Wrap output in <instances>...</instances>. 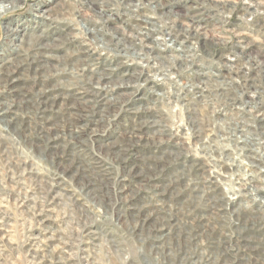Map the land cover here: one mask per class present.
Instances as JSON below:
<instances>
[{
  "label": "rangeland",
  "instance_id": "374dc122",
  "mask_svg": "<svg viewBox=\"0 0 264 264\" xmlns=\"http://www.w3.org/2000/svg\"><path fill=\"white\" fill-rule=\"evenodd\" d=\"M49 1L21 0L0 15V59L14 60L40 39L39 44H50L41 52L53 57L49 69L56 68L53 64L58 60L63 67L70 65L74 55L78 62L68 67V74L47 80H42V73L37 80L29 64L13 68L17 72L11 84L16 92L10 94L9 102L18 96L19 100L33 97L53 84L87 93L85 88L114 90L117 82L129 86L103 90L104 99L109 100L105 109H94L99 106L95 99L93 106H86L88 116L86 109L77 113L84 114L79 139L70 141L68 119L59 118L57 129L50 131L68 139L59 149L51 146L47 133L40 132L41 123L46 125L36 114L39 105L32 104L39 100L25 98L30 110L24 107L20 112L31 118H25L28 121L17 130L0 117V264H264V127L260 125L264 118V0H181L186 11L182 14L181 3L177 4L179 16L168 13L177 0L171 7L169 0L160 1L161 14L153 16L161 24L174 21L178 28L192 26L201 38L191 32L198 47L193 48L191 61L180 68H166L170 57L163 62L166 55L155 47L153 79L157 78L146 83L148 75L144 77L141 91L143 76L135 74L139 67L121 68L122 60L112 67L120 59L113 55L106 60L98 51L102 60L98 54L89 58L87 43L96 38L84 30L87 19L95 18L91 11L90 19L81 14V8L90 10L87 6L74 0ZM141 2L149 5V0ZM63 4L64 15L54 21L48 22L42 13L40 19L36 17L37 7L57 10ZM211 12H218V19L208 18L205 13ZM69 22L71 42L58 51L56 39L69 34L64 26ZM5 26L22 30V35L10 41ZM124 34L129 32L120 37ZM14 44L24 47L18 52ZM90 61L99 64L92 67ZM105 70L111 77L99 82L97 77ZM125 70L130 80L127 76L116 80ZM4 87L1 83L0 92L4 93ZM130 88L139 92L135 96L122 93ZM151 89L153 93L146 97L144 92ZM227 94L232 102L238 99L234 106L226 105L231 103L224 99ZM153 122L164 129L162 134L133 133ZM242 122L253 127H242ZM197 168L200 178L193 172ZM199 181L203 193L197 195L192 189Z\"/></svg>",
  "mask_w": 264,
  "mask_h": 264
},
{
  "label": "bare ground",
  "instance_id": "6f19581e",
  "mask_svg": "<svg viewBox=\"0 0 264 264\" xmlns=\"http://www.w3.org/2000/svg\"><path fill=\"white\" fill-rule=\"evenodd\" d=\"M21 0H3V2H0V15H2L4 12L8 11L11 7H16L18 6V4L20 3ZM138 2V4L134 3L135 0H74L73 3L76 4V2L81 3V5H83L84 7H88L91 11L94 13L93 17L94 20L89 21L87 19V26L85 27V32L89 34V36H91L90 34H92L96 39L93 38V40L96 41H89L87 43V53L89 54V58H95V55L98 54L97 51H93L95 50L94 48L100 47L101 49H103V51H105L108 54H112L115 55L116 58L120 59L123 61L124 66H121V68L123 67H131L133 66H137L140 69V72L135 73L140 74L143 76V74H145L147 71V69H153V50L155 49V47L157 48V44H161V42H153L151 41V38L153 39L154 35H159L161 36L160 39L165 41L166 39H170L171 42L175 43L177 45L176 49H170L177 51V54L170 57L169 58V64L166 65V68H170V69H174L176 67H179L181 65H187L190 61H191V53L193 54V48L194 47H198L197 41H193L192 39V35L191 32L197 34V37L201 38V36L199 35L200 32L199 30H194L192 28V26L185 28L184 25H182L181 28H178L176 23L174 21H169V23L163 25L161 24L156 17L153 16L157 15V14H161V11H159V8L162 7V4L160 1L162 0H149V5H145L146 3H142V0H136ZM167 1V0H166ZM173 1L176 0H169V2L171 4H169V6L171 7V5L174 3ZM71 2V1H70ZM71 4V3H70ZM96 5V7L94 6ZM99 5V6H98ZM98 6V7H97ZM81 7V6H80ZM86 7V8H87ZM153 7L156 9V11H153ZM164 7V6H163ZM38 8V7H37ZM61 8H65L64 4L63 6H59L58 9L56 10L55 7L54 8H47V10H41L40 15H42L44 18H46L49 22V19L51 21H54L55 19L59 18L60 15H64L63 12H61ZM164 9V8H163ZM72 10V8H71ZM63 11V10H62ZM74 12H77L76 9L74 10ZM79 12V11H78ZM154 12V13H153ZM193 12V11H192ZM66 13V12H65ZM69 14V13H68ZM67 14V15H68ZM197 14V13H195ZM66 15V16H67ZM77 15V14H76ZM119 15L121 17H123V19L125 21H127V26L129 28L128 32L129 34L127 35H122L120 37L119 31L116 32L114 30H109V31H105L107 28V25L109 24V22L113 19L114 16ZM72 16V15H71ZM79 16V15H78ZM98 18V20H97ZM63 19V18H62ZM66 19V18H65ZM73 19V18H72ZM45 21V20H44ZM74 22V21H73ZM76 22V21H75ZM46 23V22H45ZM70 23L69 24H65L64 26H67L68 30H69V34L65 35L66 37L64 38H58L56 40H58L57 42H59L60 44L57 46H54V49L57 48L58 51L60 48H63L62 46H64V44L69 41V44L71 42V27H70ZM77 24V22H76ZM51 25V24H50ZM73 25V24H72ZM74 26V25H73ZM89 26V27H88ZM165 27V28H164ZM98 28V29H97ZM192 28V29H191ZM179 29V30H178ZM200 29V28H199ZM262 29V28H261ZM57 30V29H56ZM80 31V29H79ZM5 32H6V37L10 38V41H12L13 39L16 40L18 38V35H22V30L19 29H14L11 27H7L5 26ZM67 32V31H66ZM75 32V31H74ZM82 32V31H81ZM52 33V32H51ZM98 33V35H97ZM49 34V33H48ZM74 35V34H73ZM68 36V38H67ZM22 37L25 38V35H23ZM48 37H50V34L48 35ZM12 38V39H11ZM74 38V37H73ZM72 38V40L74 41V39ZM203 38V37H202ZM26 39V38H25ZM24 39V40H25ZM38 43H34V45H31V47L27 48L24 52L21 51L22 47L24 46H20L21 44H14V46L16 47V51L21 53L14 58V60L12 58L6 59L3 57L2 59H0L1 62V71H0V84L3 83L5 85V89H4V93L0 92V117L2 119V121H5L8 124H12L13 126H15V129L17 130V128L19 127L20 124L27 122V119H30L31 116H27L25 117L24 115H26L25 113H21L20 111L24 109V107L27 110H30L29 105L27 104L28 101L26 99H31L34 100L36 99L39 100L38 103L34 102L32 104L34 105H39L38 109L36 110V114H39V118L43 121L44 120V125L43 126L41 123L40 126V132H42L45 136V133H47V136H45V138L47 137L48 141L50 144H52L51 146L55 149H59L61 147V142H64L66 140H68L67 138H64L60 135L59 131H53L52 133H50L51 130H55L57 129V124H59V118H66L68 119V123L69 126L71 127V131L69 134V137L71 138L70 141H72L73 138L79 139L81 138V136L83 135V129L80 126V123L84 120L83 115L86 114V116H88L89 111H87L86 106H90L93 103L95 99H99V106L93 107L94 109H105L106 105H107V101L104 99V95L106 93L104 92H113L115 89L117 88H123V87H128L129 83L126 82H122L119 83L117 82V84H114V90H108L109 86H103V88H101V92L100 91H92V88H85L87 92H76L73 88H69V89H63L62 87H60V85H52L50 87V89H46L43 91L38 92L36 95H34L33 97H29V96H25V98H20L19 100V96L16 98L15 101L13 102H9V99L11 98L10 94H14L12 92H16L14 90V87L12 86L13 84H11V80L14 77V74L17 72L15 69H19V68H24L27 64V66H30L29 68H35L34 70V74L37 77V80H39V77L41 76L40 74L42 73L43 75L42 80H47L51 78L55 79V78H59L61 75H66L68 74V70H69V66H75V61L73 59V57H76L75 55L71 58V63L70 65H65V67L62 66V63L60 60H58L57 63L53 64V67L55 66L56 68L54 69H49V59L53 58L52 56H46L44 54H42L46 49H49L48 46L50 44L45 45V44H39L40 43V39H35ZM55 40V41H56ZM86 40V39H85ZM214 41V40H213ZM163 43V42H162ZM203 43V42H202ZM47 44V43H46ZM192 44V46H190ZM195 44V45H194ZM97 45V46H96ZM252 45V44H251ZM29 46V45H28ZM67 46V45H66ZM94 47V48H93ZM12 48V47H11ZM26 48V47H25ZM52 48V47H51ZM250 49V48H249ZM12 50V49H10ZM39 50V52L37 54H33V56L31 55L32 51H36ZM65 50V49H64ZM80 50V49H79ZM83 50V49H82ZM245 50V49H244ZM42 52V53H41ZM247 52V51H245ZM85 53V52H83ZM82 53V54H83ZM46 54H50V53H46ZM73 54V52H72ZM71 54V55H72ZM52 55V54H51ZM241 55V54H240ZM83 56V55H82ZM242 56V55H241ZM246 56V55H245ZM71 57V56H70ZM55 58V57H54ZM68 58V57H67ZM83 59V58H82ZM81 59V60H82ZM87 59V58H86ZM98 59L102 60V58H100V55L98 54ZM112 59V58H111ZM239 59V58H238ZM56 60V61H57ZM80 60V61H81ZM89 60V59H88ZM251 60V59H250ZM5 61V62H4ZM104 61V60H103ZM78 62V61H77ZM167 62V61H166ZM67 63V62H66ZM112 63V62H111ZM246 63V62H245ZM251 63V62H250ZM65 64V63H64ZM82 64V63H81ZM97 63L92 64V61H90V65L92 67H97ZM110 64V63H109ZM165 64V63H164ZM78 65V63H77ZM80 65V64H79ZM87 65V64H86ZM122 65V64H121ZM158 65V64H157ZM162 65V64H160ZM101 66V65H100ZM118 66V65H117ZM132 66V67H133ZM249 66V65H248ZM79 67V66H78ZM120 67V65H119ZM160 67V66H159ZM244 67V66H243ZM256 67V66H255ZM27 68V67H26ZM48 69L47 71H45V69ZM85 68V65H84ZM89 68V67H88ZM99 68V65H98ZM117 68V67H116ZM164 68V66H163ZM180 68V67H179ZM242 68V67H241ZM247 68H250L247 67ZM94 69V68H93ZM129 69V68H128ZM127 69V70H128ZM169 69V70H170ZM29 70V69H28ZM32 70V69H31ZM73 70V69H72ZM124 70V69H123ZM136 70V69H135ZM165 70V69H164ZM108 71V70H107ZM105 70L104 72H102V74L98 75V80L99 82H105V80L109 79L111 77L110 73ZM173 71V70H172ZM49 72V73H48ZM79 72V71H78ZM112 72V71H111ZM127 72V71H126ZM177 72V71H176ZM71 73V72H70ZM88 73L87 69H85L84 71V75ZM93 73V72H92ZM96 73V72H95ZM117 73V72H116ZM131 73V71H130ZM206 73V72H205ZM247 73V72H246ZM73 73H71L72 75ZM199 74V73H198ZM259 74V73H258ZM40 75V76H39ZM74 75V74H73ZM81 75V74H80ZM155 75V74H154ZM242 75V74H241ZM22 76V75H21ZM25 76V75H23ZM83 76V75H82ZM132 76V75H131ZM135 76V75H134ZM167 76V75H166ZM19 77V76H18ZM93 77V76H92ZM140 77V76H139ZM226 77V75H225ZM212 78V77H211ZM257 78V77H256ZM17 79V77H16ZM20 79V78H19ZM36 79V78H35ZM78 79V78H77ZM92 79V78H91ZM155 79V78H154ZM191 79V78H190ZM26 80V79H25ZM58 80V79H57ZM192 80V79H191ZM211 80V79H210ZM214 80V78H213ZM238 80V79H237ZM236 80V81H237ZM252 80V79H251ZM29 81V80H28ZM32 81V80H31ZM115 80H113L114 82ZM229 81V80H227ZM27 82V81H26ZM38 82V81H36ZM48 82V81H47ZM75 82V81H74ZM88 82H90L88 80ZM93 82V81H92ZM112 82V81H111ZM217 82V80H216ZM60 83V82H58ZM68 83V82H67ZM206 83V81H205ZM214 83V82H213ZM34 84V83H32ZM92 84V83H91ZM194 84V83H193ZM259 84V83H258ZM37 85V84H36ZM82 85V84H81ZM94 85V84H92ZM110 85V84H109ZM137 85V84H136ZM141 85V84H140ZM217 85V84H215ZM233 85V84H232ZM66 86V85H65ZM73 86V84H72ZM97 86V85H96ZM95 86V87H96ZM99 86V85H98ZM193 86V85H191ZM231 86V85H230ZM256 86V85H255ZM31 87V86H30ZM38 87V86H37ZM71 87V86H70ZM87 87V86H86ZM199 87V86H198ZM34 88V87H33ZM77 88V87H76ZM81 88V87H80ZM202 88V87H201ZM216 88V87H215ZM221 88V87H220ZM25 89V88H24ZM28 89V88H27ZM31 89V88H30ZM203 89V88H202ZM217 89V88H216ZM17 90V89H16ZM33 90V89H32ZM42 90V89H41ZM104 90V92H102ZM137 91V90H136ZM190 91V90H189ZM219 91V90H218ZM18 92V91H17ZM92 92V94H91ZM222 92V91H221ZM255 92V91H254ZM19 93V92H18ZM116 93V92H115ZM197 93V92H196ZM9 94V95H8ZM26 94V93H25ZM159 94V93H157ZM213 94V93H212ZM211 94V95H212ZM216 94V93H215ZM156 95V94H155ZM186 95V94H185ZM207 95V94H206ZM210 95V96H211ZM254 95V94H253ZM209 96V97H210ZM218 96V95H217ZM179 97V96H178ZM214 97V96H213ZM230 96L227 94L224 96V99L226 100H230L229 98ZM113 98V96H112ZM145 98V97H144ZM217 98V97H215ZM234 98V97H233ZM3 99H7L8 102L3 101ZM18 99V100H17ZM109 99V98H108ZM234 100L233 102L231 101V103H226L227 106H234L236 103L235 101H237L238 99L234 98L232 99ZM112 101V100H111ZM225 101V100H224ZM16 104H15V103ZM32 102V101H31ZM217 102V101H215ZM220 102V101H219ZM115 103V102H114ZM117 103V102H116ZM151 103V102H150ZM221 103V102H220ZM248 103H252V102H248ZM254 103V102H253ZM33 105V106H34ZM111 107V106H110ZM220 107V106H219ZM86 109V110H85ZM122 109V108H121ZM239 109V108H238ZM85 110V111H84ZM140 110V109H139ZM147 110V109H146ZM221 110V108H220ZM227 110V109H226ZM242 110V109H241ZM32 111V110H31ZM84 111V114L82 115H77V113ZM107 111V110H106ZM217 111V110H216ZM244 111V110H243ZM94 112V111H93ZM140 112V111H139ZM115 113V112H114ZM132 113V112H131ZM118 114V113H117ZM143 114V113H142ZM240 114V113H239ZM65 116V117H64ZM77 116H80L81 119H77ZM37 117V116H36ZM53 117V118H52ZM87 118V117H86ZM230 118V117H229ZM77 120V122H75L74 120ZM26 120V121H25ZM98 120V119H97ZM148 120V119H147ZM262 122L260 123V125H262L264 127V118L261 120ZM38 122V121H36ZM61 122V121H60ZM230 122V121H229ZM4 123V122H3ZM28 123H31V120H29ZM56 125H53L55 124ZM159 123V122H158ZM201 123V122H200ZM243 125L242 127H248V126H252V124H246L245 122H242ZM241 123V124H242ZM51 126H54L53 128H50ZM137 126V125H135ZM194 126V125H193ZM56 127V128H55ZM134 128V127H133ZM203 128V127H202ZM233 128V127H232ZM237 128V127H236ZM26 129V128H25ZM66 129V128H65ZM194 129V128H193ZM152 130L154 135H160L162 134V131L164 130L162 127H159L158 124H156L155 122L149 123L148 125H143L140 130H137L133 133H135V136H138V134H144L147 133L148 131ZM253 133V132H252ZM145 135V134H144ZM153 135V136H154ZM240 136V135H239ZM66 137V136H65ZM144 137V136H143ZM241 139V138H240ZM244 139V138H243ZM250 139V137H249ZM252 140H256L253 137L251 138ZM26 141V140H25ZM68 143V142H67ZM79 143V142H78ZM47 144V143H45ZM118 144V143H117ZM63 145V144H62ZM70 145V144H69ZM122 145V144H121ZM169 145V144H168ZM50 146V145H49ZM66 147V146H65ZM48 148V146H47ZM48 150V149H47ZM126 150V149H125ZM55 151V150H54ZM65 151V150H64ZM65 153V152H64ZM118 157H121V154H119V152L117 153ZM63 155V154H62ZM65 155V154H64ZM156 155V154H155ZM161 155V154H160ZM183 156V155H182ZM81 157V156H80ZM61 158V157H60ZM178 158V157H177ZM151 159V158H150ZM155 159V158H154ZM162 159V158H161ZM253 159H256L257 161L258 158L257 157H253ZM55 160V159H54ZM261 160H264V158H262ZM260 160V161H261ZM91 161V160H90ZM87 162V161H86ZM85 162V163H86ZM93 163V162H92ZM99 163V162H98ZM88 166V165H87ZM91 169V167H89ZM104 168V167H103ZM66 169H68V171L71 170V167L69 168H64L63 170L67 171ZM85 169V167L83 168ZM64 171V172H65ZM83 171H87L83 170ZM200 171L201 169H194V175L197 178H200ZM94 172V171H93ZM196 172V173H195ZM198 172V173H197ZM184 173V172H183ZM64 175L67 174L63 173ZM98 174V173H97ZM189 174V173H188ZM93 176V175H92ZM54 178V177H53ZM202 178V177H201ZM192 179V178H191ZM196 179V178H195ZM64 181V180H63ZM193 181V180H192ZM194 182V181H193ZM61 184V183H60ZM197 186L195 188L192 189L193 193L195 194H199V193H203V184L202 181H199L196 183ZM190 185V184H189ZM186 187V186H185ZM207 189V188H206ZM258 190V189H257ZM263 191V190H262ZM264 192V191H263ZM192 195V194H191ZM202 198V197H201ZM258 200V199H257ZM189 203V202H188ZM182 207V206H181ZM202 208V207H201ZM160 209V208H159ZM166 211V210H165ZM181 211V210H180ZM191 212V211H190ZM179 213V212H178ZM200 213V212H199ZM218 214V213H217ZM202 218V217H201ZM214 218V217H213ZM221 219V218H220ZM263 221V220H262ZM259 223V222H258ZM261 223V222H260ZM249 224V223H248ZM174 225V224H173ZM255 225H253L254 228ZM252 227V226H251ZM248 228V227H247ZM156 229V228H155ZM250 232L252 233V228L249 229ZM255 230V229H254ZM205 231V230H204ZM263 234V233H262ZM155 236V235H154ZM253 236V235H252ZM264 236V235H263ZM243 237V236H242ZM155 239V238H154ZM248 239V238H247ZM251 239V238H250ZM240 240V239H239ZM199 245V244H198ZM191 257V256H190Z\"/></svg>",
  "mask_w": 264,
  "mask_h": 264
},
{
  "label": "built area",
  "instance_id": "2783aa9c",
  "mask_svg": "<svg viewBox=\"0 0 264 264\" xmlns=\"http://www.w3.org/2000/svg\"><path fill=\"white\" fill-rule=\"evenodd\" d=\"M45 1H47V2H50L49 0H45ZM63 1H67V0H63ZM73 1V0H72ZM212 1H215V0H206V2H212ZM21 2V1H20ZM179 3H181V6H182V11H183V13L182 14H184V12L186 11V10H184L183 9V3L181 2V0H177L176 1V4H175V6H174V8H171V10L170 11H168V13H169V16H179V15H182V14H179V13H177V11H176V6H177V4H179ZM57 4H59V2H57ZM57 4H55V5H57ZM55 5H53V6H55ZM49 7H52V6H48V7H46V8H42V9H39V8H36V17H38L39 16V13L41 12V10H44V9H47V8H49ZM81 10V14L84 16V17H87V18H89L90 19V17L92 16L91 15V12L88 10V9H85V8H81L80 9ZM84 11H85V14H83L84 13ZM207 16H209L208 18H210V19H218V17H217V15H218V12H211V13H205ZM38 19H40L39 17H38ZM115 21H118V23L116 24V25H114L113 24V22H115ZM201 27V26H200ZM107 28L108 29H106L105 31L107 32V31H109V30H117L116 32H118L119 31V34H123V33H127L128 32V26H127V21H125L124 19H123V17H121V16H119V15H116V16H114L113 17V19L109 22V24L107 25ZM203 30H208L206 27H205V29L203 28V27H201ZM209 31V30H208ZM160 37L161 36H159V35H154L153 36V39L151 38V41H153V42H161V44H157V48H158V50L162 53V54H164V55H166L165 56V58L164 59H162V61L163 62H165L166 61V59L168 58V57H172V56H174V55H176L177 54V51H174V50H171L170 51V49H176L177 48V45L175 44V43H173V42H171V40L168 38V39H166L165 41H163V40H161L160 39ZM163 42V43H162ZM162 45V46H161ZM96 51H99L100 53L99 54H103L102 56L104 57V59H106V60H108L109 58H113V55H110V54H107L105 51H103V49H101V48H99L98 50H96ZM102 51V52H101ZM167 52H170V53H167ZM175 52V53H174ZM121 62V60H119V61H114L113 62V64H112V67H116L119 63ZM156 63H157V61L156 60H153V65H156ZM106 67H108V66H106ZM126 71V70H125ZM125 71L123 72V73H121V74H119L118 76H116L117 78H119V79H117L116 78V80H122V77L123 76H127L128 77V79L127 80H130V76L127 74V72L125 73ZM147 72L143 75V77L141 78V80L139 81V84H141V82H142V80H143V78L144 77H146L147 75H148V78H147V81H146V83H148V82H150L151 80L152 81H155L156 80V78L155 79H153V75H154V73H153V69H147L146 70ZM152 72V73H151ZM173 76H177V75H173ZM173 76L171 77V78H173ZM178 77V76H177ZM180 78V77H179ZM126 80V81H127ZM165 80V79H164ZM181 80V79H180ZM179 80V81H180ZM177 82V81H176ZM180 83V82H179ZM141 88H142V84H141V87H140V89H139V91H141ZM147 89V88H146ZM132 91V92H131ZM139 91H135V90H133L132 88H130V89H127V90H122V93H130L131 95H133V96H135L136 95V92H139ZM151 93H153V89H151V90H149L148 92H144V94L146 95V97H148V96H151ZM131 95H130V98H131ZM153 95V94H152ZM153 97V96H152ZM250 163V162H249Z\"/></svg>",
  "mask_w": 264,
  "mask_h": 264
}]
</instances>
